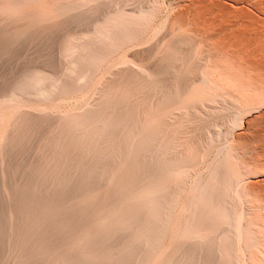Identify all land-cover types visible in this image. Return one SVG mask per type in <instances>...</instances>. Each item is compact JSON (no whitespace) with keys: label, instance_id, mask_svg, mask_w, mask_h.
<instances>
[{"label":"rangeland","instance_id":"1","mask_svg":"<svg viewBox=\"0 0 264 264\" xmlns=\"http://www.w3.org/2000/svg\"><path fill=\"white\" fill-rule=\"evenodd\" d=\"M120 24L128 34L93 55ZM175 42L188 52L185 66L171 79V93L145 105L148 119L130 113L131 131L143 129L132 135L130 155L119 162L109 156L124 153L116 137L103 155L93 133L73 132L100 111L99 81L129 87L111 101L114 90L105 92L113 130L124 98L153 88L141 70L157 68ZM35 72L45 96L17 90ZM10 122L4 172L12 190L30 178L37 145L52 150L55 125L75 154L60 153L72 159L61 165L103 182L79 196L74 234L48 242L53 250L44 259L24 264L83 263L121 250L128 251L121 264H132L135 254L142 260L133 264H264V0H0V134ZM82 144L93 159L83 161ZM47 164L40 181L49 179ZM5 202L0 194V264H8ZM70 208L49 198L37 215L46 219L45 238L62 233L49 219ZM34 215L29 210L22 221L25 232L36 231ZM119 226L129 234L110 245Z\"/></svg>","mask_w":264,"mask_h":264},{"label":"bare ground","instance_id":"2","mask_svg":"<svg viewBox=\"0 0 264 264\" xmlns=\"http://www.w3.org/2000/svg\"><path fill=\"white\" fill-rule=\"evenodd\" d=\"M227 20L232 23H237V20H230L229 18ZM121 32H124V34H128L126 31V26L124 24H120V26L118 27H111L109 29V34L112 36V38L106 39L103 44H100L98 50L94 49L93 55L100 57L102 53L100 52L101 49H109L114 46L116 43L115 38L117 34ZM187 56V50L182 49V45L180 42H175L170 46L168 53L160 60L157 68L152 70L142 69V75L146 78V80L151 82L150 87L153 88L149 91V93H147L146 91L141 92L140 90H138L131 92L129 96L124 98V103L122 104V106H119V108L118 106L116 107L117 114L119 115L120 120L119 122L118 119L117 121H115V127L113 130L107 122L108 117L111 114V110L108 107V102L109 100L111 101L112 98L117 97V95H121L123 92L129 90V87L121 83H118L115 87H109V85L111 84H101V81H99V84L96 86V88H99L98 97L96 100L99 101L98 103L100 111H98V113H95L94 119L91 124L72 127L73 132L78 134H86L90 132L93 133L94 142L97 143L95 144V146L104 150L103 155H105V153L110 154L112 152L111 150L106 151V147L109 146L110 142H113V138L116 137L124 144V153L122 157L120 153H118L117 156L114 152H112V155L109 156L112 159H116V161L118 162L122 161L124 156L126 157L131 154L128 148L134 141L135 136L132 135L139 134L143 130L142 125H138L135 126L131 131V127H129L128 123H126L127 119H130V113H135V115H137V119L139 118V115L140 118L143 117V120H145V118L148 119L149 113H145V105L149 102L151 105L156 106L159 103V99L161 97L171 93V89L173 87L170 84V81L180 71V69L185 66ZM109 88H111V90H114V92L110 95L109 100H105L104 95ZM17 90H19L21 93L33 94L39 97L45 96L47 94V89L43 86V75L37 72L23 77V79L19 81ZM148 97L151 98L150 101L148 100ZM19 107L21 109H29L28 106ZM13 119L15 118L13 117L12 120ZM10 127L11 122L9 123L7 130L3 134H0V166H2V170L0 173V194L7 201L4 204V210L7 211L5 217L7 216V225L9 226V239L7 243V249L5 251V258L8 261V264H24L30 263L31 260L39 259V261H41L42 259H44L48 252H51L53 250L48 246V242L54 241L56 240V238L67 240L74 234V232L76 231V227L70 224V219L75 218H71V211L75 205L81 203L78 200L79 196L92 190H98L102 186L103 182L100 180L90 179V177L86 175L83 170L78 167V165L73 169L69 164H67V166L61 165L62 159L65 162L67 161V159L72 161V159L69 157L75 154L74 150L66 145L67 143L65 142V139L62 138V136L64 135L58 131V125H55V127H53L52 129V132L48 135V145L51 146L52 150L49 151L48 147H45L47 146V144H38L36 147L38 162L29 167L28 173L30 174V178L24 181L21 185H17V191L12 190L9 181L5 177L4 172V166L7 164L6 152L8 148L10 149L9 145L13 139V135H11L9 132ZM160 140L162 141L163 138L161 137ZM136 141L138 144L139 139H136ZM53 152H55V154ZM79 152H81L82 154L83 161H88L89 159L87 158L90 157L91 159H93L96 156L95 153H91L89 156V153L91 151L84 144L81 145ZM60 153L69 154L70 156L68 157L65 155L67 159L63 156V158H61L59 157ZM148 159L149 158H146V161ZM45 160L48 163L47 172L49 175V179L47 181H40L36 178V176L39 174V169L42 167V162H46ZM73 162L71 163L73 164ZM81 167L83 168V166ZM69 168L71 169L70 175L73 178L67 180L65 179V174L66 170ZM92 175H95V173L93 172ZM146 183L147 182L144 181L143 183H139V185L143 186ZM49 198L55 199L58 203H60V206H63L65 208L71 207L69 210H65V213H62L59 217H50L49 220H51V224H53V226H55L62 232L61 234L59 233L58 235H56L55 238H52L51 240H49L48 237H44V235L48 231L45 225L46 219L43 218L40 220V216H37L42 213L47 201H49ZM99 201L100 198L96 202ZM99 205L100 204H98V206ZM29 210L31 211V215L32 211H34V216H37L35 218L37 219L36 222L33 221V223L35 224L34 229L36 231L27 229L25 232L24 230H22L21 223L24 219L26 220ZM115 230L118 235L111 239V241L109 242L110 245L118 244L129 234L127 228L124 227L119 226ZM68 234L70 235L67 236ZM139 241L143 243V238ZM127 255L128 251L121 250L113 257L111 255L100 260L88 261L83 263L78 261H70L63 262L61 264H121L123 263V260H126ZM141 260L142 257L139 254H135V256L132 258V264Z\"/></svg>","mask_w":264,"mask_h":264}]
</instances>
